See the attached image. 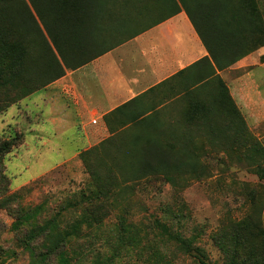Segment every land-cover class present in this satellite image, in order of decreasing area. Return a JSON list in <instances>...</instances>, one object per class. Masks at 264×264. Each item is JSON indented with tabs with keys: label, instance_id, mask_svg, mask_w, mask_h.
Returning a JSON list of instances; mask_svg holds the SVG:
<instances>
[{
	"label": "trees",
	"instance_id": "16d2710c",
	"mask_svg": "<svg viewBox=\"0 0 264 264\" xmlns=\"http://www.w3.org/2000/svg\"><path fill=\"white\" fill-rule=\"evenodd\" d=\"M138 1L0 0V111L17 105L29 94L59 79L64 75L65 69H76L95 58L99 53L98 45L101 41L100 23L104 19L119 20L121 25L129 23L128 17L124 18L125 15L121 17L122 14L118 13L114 14L117 16L108 14L109 9L117 7L128 10L129 7L137 6ZM162 2L166 6L159 18H168L181 9L185 10L212 62L220 70L264 47V20L259 0ZM205 63L210 65L212 74H215L208 58H205ZM216 78L218 86L212 90L213 95L210 98H205V112H200L204 109L197 106L192 113L195 119L202 115L205 117V128H194V131L188 132L205 134L214 148L217 145L221 150L242 147L245 152L255 150L261 153L259 151L264 150L260 144L246 137L248 129L245 119L230 96L228 88L219 77ZM140 116L142 114L131 116L129 127L123 129L122 124L111 128L109 138L80 153L79 159L89 174L90 186L94 187V190L88 195L82 218L76 223L53 237L50 227L56 225L54 219L36 231L34 225L23 215L18 217L21 220L20 227L24 224L31 226L28 234H25L26 238H49L48 256H60L59 260L66 262V258L61 257L64 250L56 253L57 249L63 248L70 238L79 237L82 228L100 229L110 212H113L110 205H107V199L116 187H120L119 183L125 184L122 187H130L127 183L161 176L175 186L180 181L178 176L181 171L189 170L192 174L190 176L202 172L198 169L192 137L178 138L175 141L177 143L155 141L153 137L146 135L157 130L147 126V121H151L156 114L150 113L142 119H139ZM124 134L131 138H125L127 140L123 141L120 152L106 158L104 151L107 145L112 143L118 146V140ZM19 135L18 132L12 137L0 135V197L3 201L15 203L22 198L21 192L26 194L31 187L40 184L33 181L9 195L6 193L11 182L6 174L5 160L7 155L20 145ZM163 135L169 140L168 134ZM114 138H117L116 142H112ZM180 141L182 143H179ZM225 141L226 143H223ZM233 141L236 147L232 145ZM247 161L255 169L257 178L264 180V158L259 160L252 157ZM103 165L104 170H96V166ZM172 188L175 191L183 189ZM250 193L253 195L255 191L251 190ZM165 212L169 217L176 216L171 209ZM154 224L161 234L166 236L167 242L175 244L178 252L196 264H264V202L252 207L244 217L227 219L218 225L210 234V241L218 254L213 259L209 258L206 250L199 244L198 232L187 237L180 232L171 233L169 226L164 222L155 219ZM114 236L118 242L115 248H118L119 244L124 245L129 249V253L140 244L123 214L118 215ZM117 257V253L105 258L100 257L94 264H113ZM154 260L156 264H171L170 260L159 252H156Z\"/></svg>",
	"mask_w": 264,
	"mask_h": 264
},
{
	"label": "rangeland",
	"instance_id": "374dc122",
	"mask_svg": "<svg viewBox=\"0 0 264 264\" xmlns=\"http://www.w3.org/2000/svg\"><path fill=\"white\" fill-rule=\"evenodd\" d=\"M162 1L164 0H139L137 6L126 10L124 18L127 19V16L128 24L135 26L143 19L153 20V15L144 16V14L148 15L155 10L164 11L166 5ZM233 3L236 5L235 2ZM259 7L264 20V0H259ZM117 9V7L110 8L111 11ZM259 63L264 64V54L259 57ZM258 66L251 67L253 73ZM263 73L264 67L257 71L262 101H264ZM258 108L253 117L246 115L245 122L248 129L246 137L249 140H256L264 150V102L259 104ZM8 110L0 111L3 129L0 135L12 137L17 135V130L9 127L11 121H8L9 116L5 114ZM17 120L20 121L21 130L18 136L20 139L18 145H20H16V148L27 143L30 150H23L25 145L21 150H17L16 157L6 158V174L11 182L6 193L9 195L17 190L14 189L15 187L31 184L33 181H38L40 184L31 187L26 194L21 192L22 198L17 203L3 201L0 197V264H94L98 258L109 257L115 253L118 257L113 264H156L154 260L156 252L170 260L171 264H196L178 252L175 244L166 241V236H163L155 226V219L166 223L171 233L180 232L189 237L198 232L199 244L206 250L209 258L213 259L218 254L212 246L210 234L218 225L227 219L242 218L252 207L264 202V180L257 178L255 169L247 161L252 157L259 160L264 158L262 149L259 151L261 153L255 150L245 152L242 147L235 150H221L218 145L215 148L210 145L208 136L188 132L192 134L189 137L193 138L194 154L198 161V169L202 172L190 176L189 170L181 171L178 176L180 181L175 186L161 176L127 183L130 187H122L125 184L119 183L120 187H116L111 197L107 199V205H110L113 212H110L100 229L82 228L79 237L70 238L63 248L57 249L56 253L64 250L61 257L66 258L65 262L63 259L59 260L60 256H48L47 245L50 241L47 236L45 239L42 236L36 239L26 238L25 234H28L31 226L24 224L20 227L21 220L18 217L23 215L34 225L36 231L54 219L56 225L50 227L53 237L82 218L83 209L87 205L86 199L89 198L88 195L94 187L90 186L89 174L80 159L57 167L40 177L37 175L61 162L63 158L71 156L83 145L78 137L73 140L70 136L63 137V140L67 139L69 143L64 145L62 143V152L56 150L58 145L41 146L36 140L34 142V137L28 135L23 111ZM111 127L115 128V126ZM194 128L191 130L194 131ZM163 131L165 132L164 128L157 129L146 136L153 137L160 143L165 141L177 143L175 138L185 139L186 131L184 132L183 129H176V137L169 140L163 135ZM161 134L163 136H159ZM125 138L131 137L124 134L119 138L118 146L112 143L107 145L104 151L106 158L121 151L123 141L127 140ZM116 141L117 138H114L112 142ZM37 149L43 155L40 163L33 159V153ZM47 150L52 151L47 153ZM191 152L193 154V151ZM96 167V170H104L102 168L104 165ZM262 167L264 169V163ZM172 187H183V189L175 191ZM251 190L255 191L253 195L250 193ZM167 209H171L176 216L169 217L165 212ZM120 214H123L131 224L133 235L140 243L130 253L124 245L119 244V247L115 248L118 242L114 233Z\"/></svg>",
	"mask_w": 264,
	"mask_h": 264
},
{
	"label": "crops",
	"instance_id": "0c3cea01",
	"mask_svg": "<svg viewBox=\"0 0 264 264\" xmlns=\"http://www.w3.org/2000/svg\"><path fill=\"white\" fill-rule=\"evenodd\" d=\"M109 13L124 15L126 10L109 9ZM161 14L158 10L145 13L144 16L153 15L154 19H143L136 26L104 19L100 23L101 41L95 58L76 69H65L62 77L6 111L11 121L9 127L18 133L21 128L17 117L23 111L28 135L41 146L58 145L56 150L62 152V143H69L63 137L70 136L73 140L78 137L83 145L37 177L79 159L80 153L111 136V126L129 127L131 116L142 114L139 117L142 119L154 113L156 116L147 121L148 127L164 128L163 133L169 138L176 137V129L186 131L185 138L192 136L188 130L205 128V117L195 119L192 113L197 106L204 109L200 112H205V98H210L218 86L216 76L228 88L244 119L247 120V114L255 115L259 104L264 102L257 78V71L264 67L259 63L264 47L220 70L212 62L185 10L164 19L159 18ZM205 58L209 59L215 74ZM252 66H258L254 73ZM1 122L0 119V131ZM26 144L13 149L6 158L16 157L17 150ZM27 149L30 150L26 145L23 150ZM42 158L37 149L33 159L40 163Z\"/></svg>",
	"mask_w": 264,
	"mask_h": 264
}]
</instances>
